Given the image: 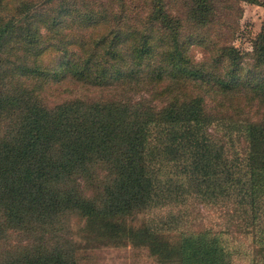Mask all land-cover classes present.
Instances as JSON below:
<instances>
[{"label":"trees","instance_id":"1","mask_svg":"<svg viewBox=\"0 0 264 264\" xmlns=\"http://www.w3.org/2000/svg\"><path fill=\"white\" fill-rule=\"evenodd\" d=\"M240 1L264 7L0 0V264H74L63 234L70 216L148 212L189 196L249 231L260 242L253 264H264V164L250 154L264 141V20L244 61L230 42ZM74 84L107 92L90 97ZM49 86L62 94L49 98ZM141 88L151 96L128 95ZM227 101L235 112H213L211 102ZM160 218L146 229L177 220ZM15 232L34 240L12 244ZM178 242L154 252L169 264H227L210 228L181 231Z\"/></svg>","mask_w":264,"mask_h":264},{"label":"rangeland","instance_id":"2","mask_svg":"<svg viewBox=\"0 0 264 264\" xmlns=\"http://www.w3.org/2000/svg\"><path fill=\"white\" fill-rule=\"evenodd\" d=\"M239 4L241 15L238 18V27L230 42L242 55H245L243 58L245 61L247 53L251 52L252 37L260 27L261 21L257 18L262 13L257 8L255 10L247 9L244 5L245 1H240ZM190 54L194 60H198L202 56L198 46L195 45L190 46ZM51 86L45 92L49 98H55L62 94V89L50 88ZM74 86L90 97L103 95L107 92L106 89L99 92L98 88L91 86H78L77 84ZM128 95L132 98L139 95L151 96L143 88ZM219 98L221 97L219 96ZM236 99H232V101ZM154 102L158 103L157 100ZM210 105L215 114L223 117V114L230 115L235 112L237 104L230 106L227 101L223 109H219V105L214 102H211ZM239 107L247 114H254L256 109L254 106H243L241 103H239ZM220 123L225 125V118H222ZM214 128L216 136L222 134L223 129L219 125ZM237 140L238 142H235L234 146L238 150L243 148L244 142L241 138ZM250 154L251 162L264 164V141L251 142ZM169 214H173L177 218L172 226L156 232L146 229V226L158 227L162 220L160 217L166 219ZM202 228H210L217 232L219 242L230 254L227 264H253V248L260 242L258 240L253 242L251 233L241 229L234 219L226 217L223 214V208L203 206L198 203V198L193 196H189L178 204L156 207L148 212L140 211L128 215H95L84 217L79 221L70 216L68 226L63 234L65 242H69L72 248L74 264H169L168 261H164L156 255L155 244L157 242L160 245L172 243L178 246L181 231ZM19 234L12 233L8 241L12 244L23 245L34 240L32 237L27 239ZM4 245L6 244L4 243ZM222 264H226V260Z\"/></svg>","mask_w":264,"mask_h":264},{"label":"crops","instance_id":"3","mask_svg":"<svg viewBox=\"0 0 264 264\" xmlns=\"http://www.w3.org/2000/svg\"><path fill=\"white\" fill-rule=\"evenodd\" d=\"M245 7L247 8V9H252V10H255L256 8L257 9H259V11L262 13V15L259 17V18H257L259 21H262V20H264V16H263V14H264V7H262V6H259V5H257V4H252V3H248V2H245ZM249 13V12H248ZM254 17L252 16V19H253Z\"/></svg>","mask_w":264,"mask_h":264}]
</instances>
